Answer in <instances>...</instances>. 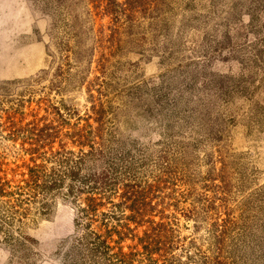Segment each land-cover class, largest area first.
<instances>
[{
  "label": "rangeland",
  "instance_id": "374dc122",
  "mask_svg": "<svg viewBox=\"0 0 264 264\" xmlns=\"http://www.w3.org/2000/svg\"><path fill=\"white\" fill-rule=\"evenodd\" d=\"M33 164L69 173L0 198V264H89L83 232L127 223L161 264L136 199L167 264H264V0H0V177ZM97 173L90 219L71 185Z\"/></svg>",
  "mask_w": 264,
  "mask_h": 264
},
{
  "label": "trees",
  "instance_id": "16d2710c",
  "mask_svg": "<svg viewBox=\"0 0 264 264\" xmlns=\"http://www.w3.org/2000/svg\"><path fill=\"white\" fill-rule=\"evenodd\" d=\"M18 114V113H17ZM10 120V132L8 137L16 138L17 132L14 129V121ZM41 134L42 130L38 129ZM58 162L59 168H64L71 161L69 156H67L66 152L62 155ZM81 156H78V159ZM44 165L33 164L32 166L26 167V173L22 172L19 176L25 177L20 180V183L23 185H11L12 181L7 180L4 177H0V198L1 197H10L14 198V201L21 202L23 195L33 194V193H43V191L47 188V186H43V177L47 179L57 180L62 177V179L66 178L68 175V171H64V173L58 174V171L53 170L51 173L45 172ZM71 170V169H70ZM80 169H72L69 177H74L79 174ZM63 171V170H62ZM67 174V175H66ZM107 174L105 173H97L93 175L85 174L81 177V183L87 184L86 188L76 184L71 185V191H76L77 193H82L85 190L86 198H85V206L79 210V213H85L81 215L82 217L93 218L97 209L100 206L99 198L96 195H99V191L102 190L105 186H107L106 181ZM101 203V202H100ZM131 211L133 215L127 219V222L135 224L137 227L141 226L142 223L147 224L148 229L143 233L144 237L140 243H143V251L145 255L148 256L151 262H161V264H167L171 258H167L169 245L166 241V236L164 234V225L161 223L155 224L153 220H145V214L148 213L149 204L142 200H133ZM151 225V226H150ZM106 227V225H103ZM118 225H114V231L117 229ZM122 231L116 232L118 235V241L121 242V238L126 236V232L128 233L131 230L128 227V223L121 226ZM112 230H106L105 234H99L96 231L86 230L83 232L84 242H80L81 251L84 254V261L89 264H132L134 261L131 260L134 254L125 253L122 250V247H117V241L112 240V236H115V232ZM135 238V235L132 236ZM111 243L113 245H111ZM143 253V252H142ZM153 255H158L156 259H153Z\"/></svg>",
  "mask_w": 264,
  "mask_h": 264
}]
</instances>
